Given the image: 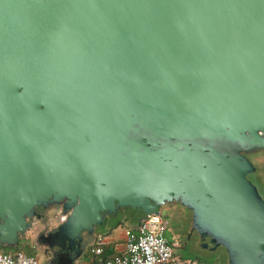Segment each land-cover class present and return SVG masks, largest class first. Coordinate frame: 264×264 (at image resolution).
Returning a JSON list of instances; mask_svg holds the SVG:
<instances>
[{"label": "water", "instance_id": "95a60500", "mask_svg": "<svg viewBox=\"0 0 264 264\" xmlns=\"http://www.w3.org/2000/svg\"><path fill=\"white\" fill-rule=\"evenodd\" d=\"M252 152L264 0H0V244L57 222L52 264H76L121 208L179 203L203 247L264 264Z\"/></svg>", "mask_w": 264, "mask_h": 264}, {"label": "built area", "instance_id": "2783aa9c", "mask_svg": "<svg viewBox=\"0 0 264 264\" xmlns=\"http://www.w3.org/2000/svg\"><path fill=\"white\" fill-rule=\"evenodd\" d=\"M167 225L168 219L163 213L151 214L137 231H128L121 254L104 256L107 242L102 233L96 234L89 252L96 257L95 264H197L176 252L177 242L167 236ZM0 264H40V259L23 250H0Z\"/></svg>", "mask_w": 264, "mask_h": 264}, {"label": "flooded vegetation", "instance_id": "af4514ba", "mask_svg": "<svg viewBox=\"0 0 264 264\" xmlns=\"http://www.w3.org/2000/svg\"><path fill=\"white\" fill-rule=\"evenodd\" d=\"M264 152H252L249 154L250 160L256 166V171L254 174L259 173V168L256 163V159L261 157ZM256 176V175H255ZM53 208L46 212V215H50ZM162 213L167 216L168 225L166 229V234L171 240L177 242L175 250L187 254H200L203 259V263L206 264H229V255L227 250L223 246L217 247L222 249V252H217L214 250L212 255L201 254L200 249L203 248L201 245V238L196 230L192 229V211L183 207L179 203H171L162 208ZM48 228L38 232L32 239L33 249L36 255L40 259V264H43V258H47L48 262L52 264V260L55 255L59 252L56 248H52L49 245L47 237L51 231H55L57 227V222H50ZM45 233V234H43ZM205 249V248H204ZM182 256V255H181Z\"/></svg>", "mask_w": 264, "mask_h": 264}, {"label": "rangeland", "instance_id": "374dc122", "mask_svg": "<svg viewBox=\"0 0 264 264\" xmlns=\"http://www.w3.org/2000/svg\"><path fill=\"white\" fill-rule=\"evenodd\" d=\"M260 156L261 157H258L256 159V163L259 168V173L258 175L256 174V176L255 175L251 176L252 175L251 173L249 175V178L258 187L262 197L264 198V154ZM37 233H38L37 231H31L24 235V238L22 239L21 245H20L21 250L26 251V249H30L31 251L34 252V249L32 246L33 244L32 239ZM214 250H216L217 252H222V249L217 250V248L212 249L208 247L201 248L200 252L201 254H204V255H207V254L212 255L214 254L213 252ZM177 253L182 255L183 258L190 259L191 261L196 262L197 264H206V263H203V259L201 258L202 256L200 254H187V253H183L180 251H178ZM34 254H37V253L34 252ZM88 255L89 254L87 253L86 256ZM43 264H50L47 258L45 257L43 258ZM76 264H81V259H79Z\"/></svg>", "mask_w": 264, "mask_h": 264}, {"label": "crops", "instance_id": "0c3cea01", "mask_svg": "<svg viewBox=\"0 0 264 264\" xmlns=\"http://www.w3.org/2000/svg\"><path fill=\"white\" fill-rule=\"evenodd\" d=\"M130 230L137 231L138 228L133 227L132 225L129 224V227L121 226V227L114 229L112 232H110V234L105 235L106 242H107L105 249H104L105 257H110L116 254H121L125 250L126 237H127L128 231ZM91 243H94V241ZM89 250H90V247L87 248V253L89 255L81 259V264H95L96 257L91 255Z\"/></svg>", "mask_w": 264, "mask_h": 264}, {"label": "trees", "instance_id": "16d2710c", "mask_svg": "<svg viewBox=\"0 0 264 264\" xmlns=\"http://www.w3.org/2000/svg\"><path fill=\"white\" fill-rule=\"evenodd\" d=\"M253 175H256V174L252 173L251 176H253ZM129 224H130V209L129 208H121L117 213H115L111 216H108L106 218L104 225L97 230L96 234L102 233L104 235H107V234H110V232H112L114 229H116L118 227H121V226L129 227ZM23 238H24V235L21 237L20 243L16 247H8V246L0 244V250H3V251L21 250L20 245H21V241ZM92 245H93V243L89 244L88 247H91ZM26 252L27 253H34L30 249H26ZM86 254H87V251H85V253L82 255V257L80 259L85 258ZM104 256H105V252H104ZM93 260H94V258H93Z\"/></svg>", "mask_w": 264, "mask_h": 264}]
</instances>
